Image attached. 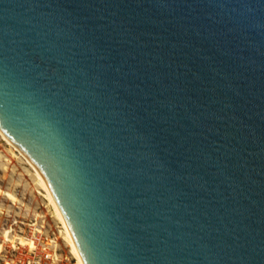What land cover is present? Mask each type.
<instances>
[{
    "label": "water",
    "instance_id": "1",
    "mask_svg": "<svg viewBox=\"0 0 264 264\" xmlns=\"http://www.w3.org/2000/svg\"><path fill=\"white\" fill-rule=\"evenodd\" d=\"M0 130L83 264H264V0H0Z\"/></svg>",
    "mask_w": 264,
    "mask_h": 264
},
{
    "label": "rangeland",
    "instance_id": "2",
    "mask_svg": "<svg viewBox=\"0 0 264 264\" xmlns=\"http://www.w3.org/2000/svg\"><path fill=\"white\" fill-rule=\"evenodd\" d=\"M8 194L14 199H10ZM41 222L49 230L56 231L61 252L73 256L62 233L57 231L56 225L60 222L45 197L36 173L0 135V244L3 242V229H24L26 235L29 227L25 223L35 227Z\"/></svg>",
    "mask_w": 264,
    "mask_h": 264
},
{
    "label": "built area",
    "instance_id": "3",
    "mask_svg": "<svg viewBox=\"0 0 264 264\" xmlns=\"http://www.w3.org/2000/svg\"><path fill=\"white\" fill-rule=\"evenodd\" d=\"M25 225L29 227L26 235L24 229H3L0 264H78L73 256L61 252L56 231L49 230L44 222L35 227ZM56 227L62 233L61 224Z\"/></svg>",
    "mask_w": 264,
    "mask_h": 264
},
{
    "label": "bare ground",
    "instance_id": "4",
    "mask_svg": "<svg viewBox=\"0 0 264 264\" xmlns=\"http://www.w3.org/2000/svg\"><path fill=\"white\" fill-rule=\"evenodd\" d=\"M0 135L1 138L6 141L10 146H12L25 160L26 162L30 165V167L34 170V172L36 173V177L38 178L41 188L43 189V191L45 192V197L48 200L49 204L52 206V208L54 209V212L56 214V217L58 218L63 231H62V236H63V240L67 243V246L70 248V252L73 255V257L77 260L78 264H83L80 254L78 252V249L74 243V240L71 236L68 224L66 222V219L64 217V215L62 214L58 204L56 203L50 188L48 187V184L46 182V180L44 179V177L42 176V174L39 172V170L31 163V161L26 157V155L23 153V151H21L20 149H18L17 147H15L12 142L4 135V133L0 130ZM10 199H14V197L10 194L7 195ZM17 200V199H16ZM15 201V200H12ZM4 212V211H3ZM36 225V224H35Z\"/></svg>",
    "mask_w": 264,
    "mask_h": 264
}]
</instances>
